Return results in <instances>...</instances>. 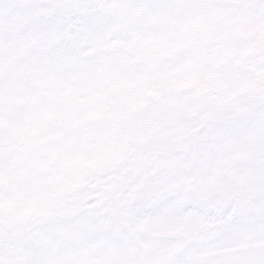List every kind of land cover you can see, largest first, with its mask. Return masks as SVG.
<instances>
[{"label": "snow or ice", "instance_id": "obj_1", "mask_svg": "<svg viewBox=\"0 0 264 264\" xmlns=\"http://www.w3.org/2000/svg\"><path fill=\"white\" fill-rule=\"evenodd\" d=\"M0 264H264V0H0Z\"/></svg>", "mask_w": 264, "mask_h": 264}]
</instances>
